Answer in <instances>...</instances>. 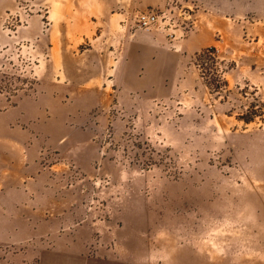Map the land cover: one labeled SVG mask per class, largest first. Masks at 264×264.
<instances>
[{
  "label": "rangeland",
  "instance_id": "374dc122",
  "mask_svg": "<svg viewBox=\"0 0 264 264\" xmlns=\"http://www.w3.org/2000/svg\"><path fill=\"white\" fill-rule=\"evenodd\" d=\"M45 1L14 0L8 36L34 15L39 35L56 25L60 0L51 21ZM235 10L228 34L192 59L195 89L90 112L92 120L106 115L94 134L93 192L85 186L98 212H65L72 217L54 231L38 217L35 242H0V264H264V0L246 1L239 19ZM34 48L28 39L0 44V98L37 96ZM60 164L66 188L87 177L40 148L41 170Z\"/></svg>",
  "mask_w": 264,
  "mask_h": 264
},
{
  "label": "crops",
  "instance_id": "0c3cea01",
  "mask_svg": "<svg viewBox=\"0 0 264 264\" xmlns=\"http://www.w3.org/2000/svg\"><path fill=\"white\" fill-rule=\"evenodd\" d=\"M246 1L254 0H60L57 24L52 21L44 34L34 15L10 37L5 22L14 0H0V44L34 40L41 58L36 97L0 98V242H35L38 217L54 231L72 217L65 212H98L85 192L94 190V134L106 115L92 120L90 112L112 104L131 110L195 89L199 74L192 59L228 34L230 7L239 19ZM52 7L46 0L47 19ZM147 8L166 20L136 28L135 14ZM42 146L87 177L64 187L63 164L40 169Z\"/></svg>",
  "mask_w": 264,
  "mask_h": 264
},
{
  "label": "built area",
  "instance_id": "2783aa9c",
  "mask_svg": "<svg viewBox=\"0 0 264 264\" xmlns=\"http://www.w3.org/2000/svg\"><path fill=\"white\" fill-rule=\"evenodd\" d=\"M162 13H159L156 9L147 8L145 10H141L135 14V27L139 29H150L160 21L166 20L165 18H161ZM11 91L13 93L16 92V84L10 83Z\"/></svg>",
  "mask_w": 264,
  "mask_h": 264
},
{
  "label": "trees",
  "instance_id": "16d2710c",
  "mask_svg": "<svg viewBox=\"0 0 264 264\" xmlns=\"http://www.w3.org/2000/svg\"><path fill=\"white\" fill-rule=\"evenodd\" d=\"M211 51H213V50H204V51H202V53H205V52H211Z\"/></svg>",
  "mask_w": 264,
  "mask_h": 264
}]
</instances>
